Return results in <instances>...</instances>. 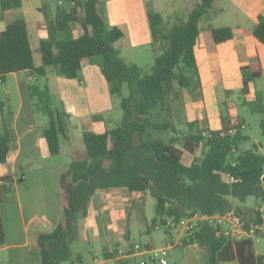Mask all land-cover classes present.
Instances as JSON below:
<instances>
[{
	"label": "trees",
	"instance_id": "1",
	"mask_svg": "<svg viewBox=\"0 0 264 264\" xmlns=\"http://www.w3.org/2000/svg\"><path fill=\"white\" fill-rule=\"evenodd\" d=\"M103 1L66 0L65 6L59 5L53 12L48 0H40L38 9L44 17L46 36L39 42L41 64L38 66L34 64L28 30L22 19L10 21L0 31L2 77L22 70L35 77H45L46 67L53 66L61 76L79 78L83 59L98 56L108 91L120 98L123 110L121 121L112 128L82 131L84 158L73 159L59 175L62 221L53 230L37 236L40 264H61L69 260L72 263L70 242L98 190L125 188L130 192H149L155 198L151 227L159 217L165 225L166 220L177 222L194 211L206 214L233 211L246 220L249 210L234 207L230 197L242 202L250 195L264 198V154L259 153L255 145L240 148L249 137L242 134L239 122L232 121L226 104L218 129H208L199 120L186 121V128L180 129L170 116L175 83L190 92L200 87L194 46L199 35V21L209 18L213 0H198L184 20L169 26L164 25L160 13L147 11L151 42L160 43L163 49L145 73L136 62L126 61L115 47L114 43L124 34L119 27L108 24L101 9ZM20 5L21 0H0L2 10ZM74 24L81 30L76 36L70 33ZM209 28L216 43L233 34L229 26L209 24ZM62 33L68 35L62 37ZM252 34L264 45V15L258 16ZM123 84L127 87V95L122 94ZM29 90L35 109L48 119L42 131L48 152L58 155L59 137L64 134L69 115L51 107L46 83L42 87L32 84ZM241 91H247L246 78ZM256 98L262 99L260 94ZM255 109L263 111L264 105ZM160 112L165 117L157 120ZM259 125L264 135V118ZM152 130L170 135L167 139L155 137ZM10 142V118H7L0 124V164L7 161ZM183 153L193 156L188 165L181 160ZM227 175L233 180L228 181ZM0 180L3 181L0 189L10 190L11 177L2 176ZM252 211L253 219H258L260 210ZM146 232H150V227ZM165 232L168 234L167 228ZM225 241L215 225L204 222L186 235L184 245L196 244L203 248L204 264H218ZM4 243L0 214V246ZM235 244L239 264H263L264 253H254L252 240H237ZM104 256L111 257L113 253ZM0 264L6 263L0 260Z\"/></svg>",
	"mask_w": 264,
	"mask_h": 264
},
{
	"label": "crops",
	"instance_id": "2",
	"mask_svg": "<svg viewBox=\"0 0 264 264\" xmlns=\"http://www.w3.org/2000/svg\"><path fill=\"white\" fill-rule=\"evenodd\" d=\"M179 1H183V3L179 5ZM197 1L105 0L101 4V9L108 24L119 27L124 34L121 39L116 41L118 46H116V42L114 44L121 55L123 49L131 51L139 46L151 45L156 50L153 56L154 60L163 47L160 43L151 42L147 11L150 9L160 13L165 22L161 10L162 2H165L166 9L168 8L165 15L167 24L171 25L173 22L184 20L188 11ZM57 4L63 5L64 1L58 0ZM39 5L40 0H21V5L18 8L2 10L0 7V31L10 21L20 18L26 24L30 44V36L34 35L38 38L39 46L40 40L46 36L45 21L43 14L38 9ZM221 13H227L229 23H214V18ZM259 15H264V0H213L209 18L205 17L199 21V35L194 46V55L200 87L192 91V98L190 97V100L186 101L189 116L187 121L199 120L208 129L220 128V114L218 110L211 114L208 113L203 102L204 94L216 96V93L219 92L227 95L231 86H236L241 91L245 78L247 79V91L243 93L251 97L261 95L264 85L257 87L255 82L260 80L259 84H261L264 80V45L252 34ZM209 24L214 27H231L232 37L216 43ZM72 30L73 36L81 32L76 24L71 27ZM132 54L135 58L133 51ZM134 62L137 63L135 60ZM93 70L101 73L100 57L98 56L83 59L82 77L79 82L85 83L86 80H89ZM45 77L49 83L47 70ZM36 79L29 71L22 70L7 73L0 81L5 85L4 94L7 96V106L3 101H0V124L3 119L10 118L11 131L7 161L0 164V177L10 176L12 184L10 190L0 189V214L5 233V243L0 246V260L6 264H40L37 236L41 232L53 230L62 221V193L59 187V175L67 169L73 160H51V157H59L60 153L54 156L50 155L42 135L48 119L38 116L29 90L30 86L34 84L33 80ZM58 79V82L65 83L60 78ZM75 79L70 80L76 84ZM48 88H50V84ZM92 91L86 90V93L97 94L96 90ZM106 91H108V85ZM69 93L77 100H84L86 96L85 91L77 93L70 91ZM196 105L198 108H195ZM227 107L232 121L242 123L232 114L233 109L230 104H227ZM107 110L108 106L101 105L92 111L91 116L98 115L97 118H92V121H90L89 115L82 117L84 128L98 132L107 129L103 118V113ZM61 111L67 112L68 119L70 118L72 109H61ZM192 157L188 153H183L181 160L188 165L192 161ZM127 191L133 193L125 188H110L98 190L93 196L85 217V219L91 217V220L84 219L86 222H84L85 230L83 231H86L84 235L90 233L94 240L101 243L102 251L91 253L87 260H84L79 254L80 262L103 264L104 260H112L113 264H136L140 258V256L124 257L121 255V252H125L136 244L129 240L127 221L124 222V218L119 217L114 211V209L135 202L133 195L132 201L126 198ZM254 216V214H246L247 219H253ZM168 221L166 220L165 224ZM154 227L159 228L160 226L156 223ZM163 227L166 231L165 225ZM165 239L166 236L162 238V242ZM236 241H225L220 250L218 264H239ZM148 242L151 243L150 246H154L152 239ZM176 247H179L181 251L178 253V257H183L185 264L205 263V250L196 244ZM105 253H113V256L106 257ZM254 253L260 254L255 249ZM169 256L171 257L168 259V263L171 264V251ZM134 257L138 259H133Z\"/></svg>",
	"mask_w": 264,
	"mask_h": 264
},
{
	"label": "rangeland",
	"instance_id": "3",
	"mask_svg": "<svg viewBox=\"0 0 264 264\" xmlns=\"http://www.w3.org/2000/svg\"><path fill=\"white\" fill-rule=\"evenodd\" d=\"M48 1L51 5L52 11L54 12L59 6L57 4L58 0ZM63 1V6H65L66 0ZM182 3L183 1H179V5ZM166 7L167 6L165 5V2H162L161 10L165 18L164 24L166 23L165 25L168 26L169 24H167V16H165L168 9H166ZM214 21V23H229V16L227 15V13H221L214 18ZM70 33L73 34V30ZM67 35V33L61 34L62 37H66ZM30 37L34 64L39 65L41 64V56L38 51V38H36L34 35H31ZM116 46H118L117 42ZM161 46L163 47V45ZM132 51L135 53V58L132 56ZM155 51L156 50L151 45H145L139 46L131 51H129L128 49H123L122 56L126 59V61H137L142 73H145L150 70V67L153 63V56L155 55ZM46 68L49 83H47V77H36L37 79L33 80V83L37 84L40 87H42L44 83H46L47 85L50 84V88H48L49 103L53 109H72L71 116L65 123L64 134L59 137L60 156L51 157V160L65 161L75 158H84L85 151L82 140V131L85 128L82 122V117H84L85 115H89V119L90 121H92V111H95L101 105H106L108 106V110L103 113L104 122L107 129L112 128L121 121V118L123 116V110L120 107V98L118 96L111 95L108 91H106L108 83L101 75V73H99V71L97 70H93L92 76L89 80H86L85 83L79 82V79H81L82 77V74L80 73L79 78L75 79V84L74 81L57 74L53 66H47ZM58 78H60V80H63L62 82L65 83H61V81L58 82ZM259 83L260 80H257L255 82V85L257 87L259 85H264V80L263 82H261V84ZM86 90H96L97 94L86 93ZM4 91L5 85L0 83V101H3L4 105L7 106V96L4 94ZM70 91H74L76 93L79 91H85V99L77 100V98H74L70 95ZM127 93V87L125 84H123L122 94L127 95ZM190 97V91L179 87L178 84L175 83V91L171 101L170 116L172 117V120L177 125V127L180 129L186 128V121L189 117L187 113L188 106L186 101L190 100ZM261 97L262 99L260 101L256 97L246 95L245 93L240 91V88L231 86L230 92L227 95L217 92L216 96H212L205 93L203 102L209 114L213 113L215 110H218V113L221 114L224 110L225 104H230L231 108L233 109L232 114L239 118L242 124H244V127L241 129L242 134L249 137L246 141L241 143L240 148L245 149L255 145L258 152L264 154V135L261 133V128L259 125L260 119L264 118V110L260 111L255 109L260 104L264 105V90L261 91ZM195 108H198V106L196 105ZM37 114L42 118H47V116L41 111H38ZM164 117L165 114L163 112H160V114L156 116V119L160 120ZM152 134L155 137H162L164 139H167L170 135L169 132L161 133L156 130H152ZM199 153L200 149L197 151V154ZM126 193V198H128L129 201H132L131 197L133 195L135 202H133L131 205L126 204L116 210L114 209V211L117 212V215L119 217L124 218V222L127 221L126 223L129 229V240L133 243L144 244L152 239L155 247L162 246V238L166 236V232L163 227L164 225L160 222L161 217L157 218L156 220L157 224H159L160 227H151L152 219L155 216V198L149 192L142 194L138 192L128 193L127 191ZM230 200L232 201L234 207L238 206L245 210H249L251 214H254L252 210L255 209H261L262 211H264L263 197H255L253 195H250L243 202L234 197H230ZM90 218L85 219L84 217L80 219L77 224L76 234L70 242L72 251L71 259H76V257L80 254L84 260H87L90 258L91 253L102 251L101 243L99 241L94 240L93 237L90 236V233L84 235L86 232L83 231L85 230L84 222H86L85 220H91ZM146 227H150V232L145 231ZM253 247L257 252L264 253V238L259 237V239H254ZM170 251L172 252L171 264H185L183 257H178V253L181 252L179 247L170 249ZM170 257L171 256H169L168 259H170ZM133 259L138 258L134 257ZM69 263L70 260L64 261L61 264ZM103 264H113V261L104 260Z\"/></svg>",
	"mask_w": 264,
	"mask_h": 264
},
{
	"label": "built area",
	"instance_id": "4",
	"mask_svg": "<svg viewBox=\"0 0 264 264\" xmlns=\"http://www.w3.org/2000/svg\"><path fill=\"white\" fill-rule=\"evenodd\" d=\"M2 77L0 75V81ZM241 128L244 124L239 123ZM233 132L234 129H230ZM203 135L206 132H202ZM228 181L233 180L232 176L227 175ZM3 181L0 180V184ZM209 223L215 225L220 236L227 240H245V239H259L264 238V211L260 210V217L258 219H243L236 215L233 211L226 213L206 214L199 211H194L186 217L181 218L177 222L168 221L165 227L168 229L166 239L160 247L148 246L145 244H134L132 248L121 252L124 257L140 256L136 264H167L170 249L176 246H183L186 235L196 229L202 223ZM71 264H87L79 260L72 261ZM91 264V263H89ZM124 264V263H122Z\"/></svg>",
	"mask_w": 264,
	"mask_h": 264
}]
</instances>
